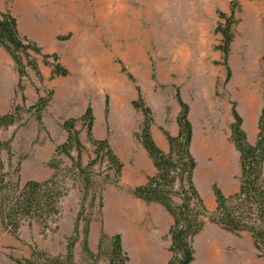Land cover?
Masks as SVG:
<instances>
[{
  "label": "rangeland",
  "instance_id": "rangeland-1",
  "mask_svg": "<svg viewBox=\"0 0 264 264\" xmlns=\"http://www.w3.org/2000/svg\"><path fill=\"white\" fill-rule=\"evenodd\" d=\"M66 2L78 6L80 10L77 27H71L68 33L59 37L66 46V51L58 54L59 61L69 70V74L54 78H43L42 75L40 79L27 66L28 75L23 80L24 91L25 85L29 83L37 97L31 103L26 101L25 96L26 100L20 103L23 110L18 122L8 127H0V142L11 140L12 148V157H9L4 148L0 152L4 165L1 173L6 174L12 183L18 180L21 184L28 180L44 181L55 174L56 171L48 162L57 145L67 139L68 132L63 123L66 119L81 117L88 105H91L95 117L94 137L108 138L111 147L129 172L132 156L130 152L128 156V151L132 149L131 143L136 142V134L140 132L143 121L142 113L132 105L137 96L136 86L141 87L142 93L160 99L161 104L155 109L156 120H165L167 125H170L169 116L173 107L163 104V101L176 99V90L179 89L190 108L193 136L200 126L204 133L222 128L234 160L238 156L231 140L232 102L236 103V108L243 117L242 127L246 134H251V128L256 129L258 134V118L264 106V0H132L129 21L137 34L126 40L117 35L113 28H105V16L109 14V9L101 0H55V3L62 5ZM46 5L49 7L52 4L46 2ZM232 9L237 23L233 29L234 39L230 44L228 59L231 77L226 81L227 70L223 65V53L219 49L222 35L216 29L220 23H226L221 14L230 15ZM86 40L91 41L87 46ZM49 45L50 42H46V47ZM85 47L88 50L82 51L79 56L80 50ZM42 49L45 51L43 47ZM74 49H77L76 56ZM88 53H91L92 67L88 66L84 73L83 62L89 64V59H85ZM30 54L35 56L33 52ZM35 57L43 60L41 55ZM127 72L135 77V81L128 77ZM202 75L207 79L205 84L199 82ZM85 78L93 85L87 87L90 83L87 81V85L78 87L80 81H86ZM15 94L22 96L18 88ZM50 95L51 99L42 112L41 125L27 109L40 96ZM149 101L153 103V100ZM210 101L216 104L214 110L210 109ZM255 107L258 115L255 122L254 118L250 122L249 110L254 112ZM3 110L0 108V111ZM177 111H180L178 102ZM203 113L206 114L201 120ZM172 124H176L174 118ZM76 128L84 145L82 160L86 165L95 156L94 146L88 137V127L78 122ZM124 144L127 149H121ZM72 154L77 156L76 150ZM199 158L196 157L197 162ZM60 159L59 177L67 176L69 188V192L59 203L60 212L47 226L37 220H23L19 228L21 240L0 221V257L5 262L13 261L10 257L18 260L28 257L29 245H36L55 256L65 253L66 240L72 234L79 210L81 183L76 173L71 171L69 175L66 172L72 166V161L65 155H61ZM200 162L204 168V160L200 159ZM220 171L211 172L218 174ZM93 172L94 184L89 194L97 198L95 207L89 208L91 195L86 203L87 212H92L93 216L90 217L96 222V228L101 226L102 229L104 222H109V216H127L133 210L136 211L135 216L151 215L148 206L133 196L134 187L125 179L123 170L117 183L114 182V172L108 163L95 165ZM195 180L208 210L212 212L216 207L212 182H217L219 186L220 182L199 175ZM99 195L103 197L104 203L100 210ZM176 201L179 199L176 198ZM85 225L86 222L83 221L82 231ZM226 250L227 254L235 251L232 248ZM82 252L81 243H78L75 247L77 264H86ZM254 252L255 264H264L258 251ZM98 264L107 262L101 259Z\"/></svg>",
  "mask_w": 264,
  "mask_h": 264
},
{
  "label": "trees",
  "instance_id": "trees-1",
  "mask_svg": "<svg viewBox=\"0 0 264 264\" xmlns=\"http://www.w3.org/2000/svg\"><path fill=\"white\" fill-rule=\"evenodd\" d=\"M235 3V2H233ZM221 18L226 23H220L217 32L222 35V44L219 49L223 53V65L227 70L226 81L231 77L229 66L230 44L234 39V26L237 23L234 10L227 15L222 13ZM0 46L11 56L18 74L17 88L24 95L23 80L27 77V66H30L42 79L36 55L43 57L44 63L52 68L51 78L66 76L69 70L59 61L57 53H44L43 49L34 40L21 34L17 18L10 10L0 9ZM31 52L35 56H31ZM26 58V61L24 60ZM53 59L52 61L50 59ZM126 71L125 67H122ZM128 77L135 81V77L127 72ZM137 96L132 101L135 109L143 115L140 132L136 134L137 140L147 151L155 167V173L148 176L144 184L133 188L132 194L147 203L160 204L172 217L173 223L165 237L170 244L168 250L171 258L168 264H191L195 260L194 238L205 225L210 222L233 234L240 235L248 232L252 239L258 256L264 259V106L258 118V134L254 143H250L243 129V117L232 102L231 114V140L239 152V189L234 194L226 196L217 184H213L216 207L210 212L205 204L194 180L197 159L192 152L193 125L189 117L190 108L176 90V99L180 106L177 116L178 133L171 135L167 130L163 132L169 142V150L164 152L156 144L151 127L154 122L151 107L146 103L142 89L136 86ZM52 95V93H51ZM40 96L38 101L31 105L27 111L42 125V112L46 109L50 99ZM106 112H108V99ZM23 107L14 105L9 111L0 114V127H8L20 119ZM94 114L91 105H88L79 118H69L63 123L67 130V139L57 145L53 157L48 165L55 174L44 181L28 180L21 184L19 180L12 183L6 174L1 173L4 165L0 158V221L4 227L21 240L19 228L23 220H37L49 225L54 216L60 212L59 203L67 195V176H60V156L65 155L72 161V166L67 169L78 176L81 183V198L79 210L74 220L72 234L67 237L65 253L52 255L36 245H29L30 254L22 260L10 257L18 264H77L75 260V247L81 243L86 264H98L105 259L107 264H127L129 254L123 248L120 233L109 236L102 230L97 251L89 247V230L93 221L92 212H87V199L91 195L89 190L94 184L93 167L97 164L108 163L114 172V182L120 179L124 163L111 147L108 138H95L93 135ZM78 122L88 127V137L94 146L95 156L85 165L82 160L84 145L76 128ZM6 149L12 157L11 140L0 142V152ZM76 150L77 156L72 154ZM176 198L179 201H176ZM89 208L95 207L96 196H90ZM99 210L104 206L103 197L99 195ZM86 225L81 230V223ZM83 239V240H82ZM82 240V241H81Z\"/></svg>",
  "mask_w": 264,
  "mask_h": 264
},
{
  "label": "crops",
  "instance_id": "crops-1",
  "mask_svg": "<svg viewBox=\"0 0 264 264\" xmlns=\"http://www.w3.org/2000/svg\"><path fill=\"white\" fill-rule=\"evenodd\" d=\"M43 1L50 2L52 5L47 7L43 4ZM0 9L10 10L17 18L18 28L21 34L36 41L38 45L45 49V51H43L44 53L50 54H60L66 51V46L62 40H59V37L68 33L71 27H77L80 21V10L78 6L69 5L67 2L65 5L57 4L55 0H0ZM46 42H50L48 47H46ZM90 42L91 41L86 40L85 46L89 45ZM87 50L86 47L81 49L79 56L82 51ZM74 54L75 56L77 55V49H74ZM90 54L91 53H88L87 57H85V59H89V64L86 61L83 62L85 64L84 73L87 72L88 66L92 67ZM101 57L103 58L102 55ZM80 60L79 62H81ZM37 63L43 78L47 76L50 77L52 68L45 65L43 60L39 59V57L37 58ZM115 71L116 68H114V74ZM4 73L7 74L8 78L5 83H3L2 80ZM101 79L102 77H100V83ZM85 80L84 82L80 81L78 87H83L89 82V86L87 87L90 88L93 85L90 80L86 78ZM17 84L18 74L15 70L13 59L0 46V108L5 110L0 111V114L10 110L15 103H23L22 96H17L15 94ZM24 94L27 97L26 101L31 103L35 100V97H37L33 86L29 83L25 85ZM143 95L154 113V122L151 127L152 136L160 149L167 152L169 150V142L163 129L167 130L171 135H177V101H175L176 99L163 101V104L170 105L171 108L173 107L169 116L171 120L169 123L170 125H167L165 120L161 121L160 118L159 122L156 120L155 109L161 104L160 99L151 95H146L144 92ZM149 98L153 100V103L149 101ZM257 115L258 110L255 107L253 114L248 116L249 118H253L254 116L255 122ZM173 118L176 121L174 125L172 124ZM251 129V134H247V139L250 143H254L257 138L256 129ZM131 146L132 149L128 151V156L129 152L132 156V165L129 167L131 170L127 172L126 166L125 168L123 167V175L127 182H131L133 187H135L144 184L148 176L153 175L156 170L147 151L138 140L132 142ZM123 148L127 149V145L125 147L124 144L121 149ZM234 152L238 156L237 159H235L236 161L233 158L230 166L225 164L218 174L210 173L209 176L206 177L209 179L214 178L220 182L219 184L221 187L217 182L212 183L217 184L226 196L237 192L240 185L239 176L241 170L239 165V152L237 150ZM199 176L201 175L199 174ZM136 200L147 205L151 215L135 216L136 211L133 210V212H128L127 216H109V222H104L102 229L101 226L96 228V222L93 221L89 230V247L91 251H97L102 230L109 236L120 233L123 248L128 252L130 257L127 264H168L171 258V252L168 250L170 242L165 237L173 223V217L158 203H147L139 198H136ZM193 244L196 248L195 253H197L195 260L191 264H196L204 256H207L210 264H255L254 251L256 249L253 245V239L248 232H242L240 235H236L214 223L208 222L203 230L195 236ZM227 248H232L235 251L231 254H227ZM0 264L16 263L11 260L5 262L0 257Z\"/></svg>",
  "mask_w": 264,
  "mask_h": 264
},
{
  "label": "bare ground",
  "instance_id": "bare-ground-1",
  "mask_svg": "<svg viewBox=\"0 0 264 264\" xmlns=\"http://www.w3.org/2000/svg\"><path fill=\"white\" fill-rule=\"evenodd\" d=\"M101 1L109 9L108 11L109 14L105 16L106 29L113 28L115 32L118 33L117 35L124 38L125 40L131 39L133 35L137 34L135 29L133 30L132 27L130 26V21H129V14L132 13L129 11V8L131 7L130 2L132 0H101ZM43 4L46 5V2H44ZM108 16H110V18H107ZM3 75L4 76L2 77V80L3 83H5L7 79L6 73H4ZM202 76L199 82L205 84L207 79L204 76L203 77ZM249 107H251L250 104ZM215 108H216V104L210 101V109L214 110ZM249 113L251 115L253 114V112H251L250 110ZM205 114L206 113H203L201 115V120L204 118ZM253 118H250V121H253ZM200 128L201 126L199 127V129L195 130L192 146H191L192 152L196 155L197 159L198 157H200L198 160V168L195 171V179H197L199 174L202 176V178H205L209 176L210 173H212L211 171H214L216 173V170L220 171L222 167L225 166V164L230 166L234 156L230 146L227 143V138L224 135V130H222V128H220L219 131H213L209 133H204ZM200 159L204 160V164H205L203 165L205 166L204 168L201 166ZM197 264H210V262L208 261L207 256H204L199 261V263L197 262Z\"/></svg>",
  "mask_w": 264,
  "mask_h": 264
}]
</instances>
